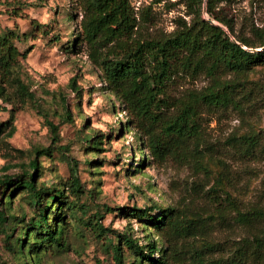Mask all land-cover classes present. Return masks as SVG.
<instances>
[{"label": "rangeland", "instance_id": "rangeland-1", "mask_svg": "<svg viewBox=\"0 0 264 264\" xmlns=\"http://www.w3.org/2000/svg\"><path fill=\"white\" fill-rule=\"evenodd\" d=\"M131 3L144 25L142 32L150 37L171 34L181 19L189 23L192 17L185 0ZM205 6L203 16L208 18ZM216 8L247 36L253 26H264V0H223ZM81 19L76 0H0V33L14 30L19 35L15 44L26 53L23 78L35 96L26 104L0 99V123L14 109L15 125L9 145L0 141V179L23 178L37 159V187L65 191L61 203L46 195L34 203L26 191L17 192L9 205L0 200V210L10 217L0 226V264H116L113 248L122 236H131L140 246L152 241L158 249L164 246L145 217L130 215L132 209H146L156 219L161 210L175 208L187 218L204 220L210 225L207 234L182 245H216L211 254L216 258H231L242 240L264 236V61L242 78L253 92L255 107L244 114L232 109L203 113L197 158L155 159L91 62ZM208 82L203 75L183 78L170 90L179 96ZM47 121L57 126L56 133ZM244 135L257 139L251 154L230 145L231 138ZM41 149H50V155L37 156ZM72 169L81 183L79 196L69 188ZM46 202L52 204L46 208L51 226L63 206L61 244L30 231L23 254L17 240L24 238ZM254 210L261 211V219L245 227L239 214ZM97 224L108 233L97 235ZM261 252L253 255L249 249L245 264H264ZM122 256L124 264H140L125 246Z\"/></svg>", "mask_w": 264, "mask_h": 264}, {"label": "trees", "instance_id": "trees-1", "mask_svg": "<svg viewBox=\"0 0 264 264\" xmlns=\"http://www.w3.org/2000/svg\"><path fill=\"white\" fill-rule=\"evenodd\" d=\"M161 1L154 0L155 3ZM222 1L185 0L188 14L192 16L190 22L181 19L171 34L150 37L142 32L144 25L131 0H76L82 11L81 36L89 58L100 69L107 89L125 107L134 129L155 159L162 160L167 156L179 160L197 158L203 141V113L232 109L244 114L255 107L253 92L242 78L253 66L264 61V26H253L251 36L242 34L236 30L233 20L216 8ZM205 3L208 18L203 16ZM18 39L14 30L0 33V99L7 103L20 99V103L26 104L35 96L23 78L22 60L26 53L16 46ZM199 75L208 79L207 86L201 90H187L179 96L172 95L170 89L176 80L195 79ZM47 123L51 132L56 133L57 126L50 121ZM3 133H6L4 137L1 136ZM14 133L12 109L10 118L0 123V141L9 145L7 140ZM256 144L257 139L251 135L230 140V145L243 154L253 153ZM35 154L50 155V149L37 150ZM29 167L30 172L21 179L11 176L0 179V200L4 198L9 205L17 192L26 191L34 203L44 195L51 202L58 199L61 203L64 190L51 193L37 187L38 160H32ZM71 175L69 188L79 196L82 187L74 169ZM51 202L39 209L40 217L28 226L24 238L17 240L23 254L30 231L38 230L48 243L61 244L65 223L63 206L51 226L46 212ZM130 213L145 217L157 230L164 246L158 249L155 241L140 246L131 236H122L113 248L116 264H124V246L140 260V264H245L249 249L253 255L264 250V236H254L242 240L243 244L231 258L212 257L216 245L205 244L202 248L182 245L184 240L207 234L210 225L204 220L187 218L175 208L161 210L156 219L146 209H132ZM259 214V210L241 213L238 220L250 227L261 219ZM9 219L7 211L0 210V226ZM94 230L99 236L109 231L98 224Z\"/></svg>", "mask_w": 264, "mask_h": 264}, {"label": "water", "instance_id": "water-1", "mask_svg": "<svg viewBox=\"0 0 264 264\" xmlns=\"http://www.w3.org/2000/svg\"><path fill=\"white\" fill-rule=\"evenodd\" d=\"M258 51H261V50H258Z\"/></svg>", "mask_w": 264, "mask_h": 264}]
</instances>
